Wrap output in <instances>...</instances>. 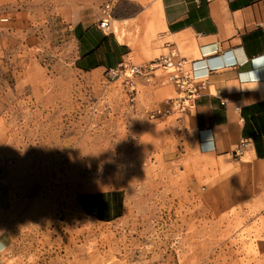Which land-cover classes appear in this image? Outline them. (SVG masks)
I'll list each match as a JSON object with an SVG mask.
<instances>
[{"label": "rangeland", "instance_id": "374dc122", "mask_svg": "<svg viewBox=\"0 0 264 264\" xmlns=\"http://www.w3.org/2000/svg\"><path fill=\"white\" fill-rule=\"evenodd\" d=\"M102 1L0 0V264H264V169L151 118L176 95L162 70L132 100L125 76L75 69L70 30ZM117 8L136 9L110 28L134 64L157 58Z\"/></svg>", "mask_w": 264, "mask_h": 264}, {"label": "crops", "instance_id": "0c3cea01", "mask_svg": "<svg viewBox=\"0 0 264 264\" xmlns=\"http://www.w3.org/2000/svg\"><path fill=\"white\" fill-rule=\"evenodd\" d=\"M124 2L136 10L117 8L115 20L157 32L160 54L176 48L202 84L195 109L184 118L198 151L222 158L242 145L240 158L264 169V0H120L117 5ZM110 28L111 21L103 29L99 19L72 26L75 69L112 71L126 61L134 64L139 46ZM253 79L257 88L249 89ZM2 249L0 238V257Z\"/></svg>", "mask_w": 264, "mask_h": 264}, {"label": "built area", "instance_id": "2783aa9c", "mask_svg": "<svg viewBox=\"0 0 264 264\" xmlns=\"http://www.w3.org/2000/svg\"><path fill=\"white\" fill-rule=\"evenodd\" d=\"M119 1H102L99 9V25L101 28L109 29L113 11ZM159 69L165 73V77L173 86L176 95L166 98L161 107L151 111L150 117L154 118L172 114L181 116L195 109L202 84L194 77L189 61L183 55H180V52L176 48L168 49L157 58L141 65L123 62L112 71H115L120 76H125L126 84L133 100L135 91L134 78L141 76L149 79ZM232 154L235 157H240L243 154L242 145H239Z\"/></svg>", "mask_w": 264, "mask_h": 264}, {"label": "clouds", "instance_id": "9594fccd", "mask_svg": "<svg viewBox=\"0 0 264 264\" xmlns=\"http://www.w3.org/2000/svg\"><path fill=\"white\" fill-rule=\"evenodd\" d=\"M257 85H258V81L257 79H253L250 84H249V89H256L257 88ZM210 137V135H209ZM210 142V141H209Z\"/></svg>", "mask_w": 264, "mask_h": 264}]
</instances>
